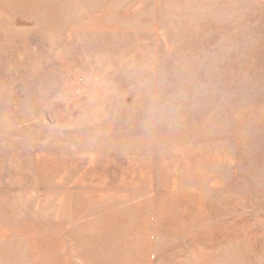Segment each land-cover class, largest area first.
Instances as JSON below:
<instances>
[{"label": "rangeland", "instance_id": "rangeland-1", "mask_svg": "<svg viewBox=\"0 0 264 264\" xmlns=\"http://www.w3.org/2000/svg\"><path fill=\"white\" fill-rule=\"evenodd\" d=\"M0 264H264V0H0Z\"/></svg>", "mask_w": 264, "mask_h": 264}]
</instances>
